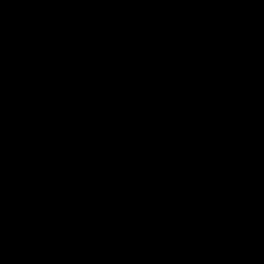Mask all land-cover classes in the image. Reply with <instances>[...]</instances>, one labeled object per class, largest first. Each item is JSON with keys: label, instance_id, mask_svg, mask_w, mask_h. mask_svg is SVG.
Here are the masks:
<instances>
[{"label": "water", "instance_id": "water-1", "mask_svg": "<svg viewBox=\"0 0 264 264\" xmlns=\"http://www.w3.org/2000/svg\"><path fill=\"white\" fill-rule=\"evenodd\" d=\"M0 264H264V0H0Z\"/></svg>", "mask_w": 264, "mask_h": 264}]
</instances>
